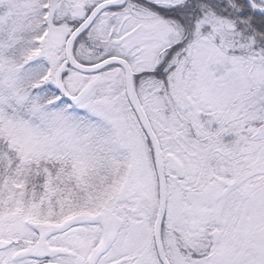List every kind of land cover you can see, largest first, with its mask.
<instances>
[{
    "label": "snow or ice",
    "instance_id": "1",
    "mask_svg": "<svg viewBox=\"0 0 264 264\" xmlns=\"http://www.w3.org/2000/svg\"><path fill=\"white\" fill-rule=\"evenodd\" d=\"M0 264H264V0H0Z\"/></svg>",
    "mask_w": 264,
    "mask_h": 264
}]
</instances>
